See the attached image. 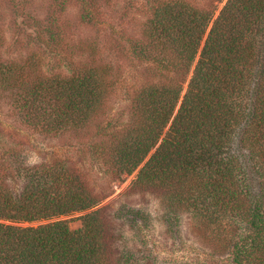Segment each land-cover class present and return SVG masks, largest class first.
I'll return each mask as SVG.
<instances>
[{"label": "trees", "instance_id": "16d2710c", "mask_svg": "<svg viewBox=\"0 0 264 264\" xmlns=\"http://www.w3.org/2000/svg\"><path fill=\"white\" fill-rule=\"evenodd\" d=\"M110 1L52 0L51 7L75 2L92 25L98 4ZM11 2L17 16L31 8L30 0ZM218 2L215 12L180 0L152 4L139 35L127 40L134 59L165 63L177 76L136 91L109 163L119 176H135L140 190L157 192L159 218L180 240L171 254L149 235L151 213L127 206L117 217L132 244L113 250L100 202L75 171L21 164L18 189L0 177V264H264V0ZM32 21L40 30L30 41L49 48L60 40L56 21ZM37 61L19 69L0 61V89L12 93L20 118L44 133L87 127L108 90L98 69L70 64L69 76H47ZM27 68L36 78L16 88ZM187 217L203 243L184 241Z\"/></svg>", "mask_w": 264, "mask_h": 264}, {"label": "rangeland", "instance_id": "374dc122", "mask_svg": "<svg viewBox=\"0 0 264 264\" xmlns=\"http://www.w3.org/2000/svg\"><path fill=\"white\" fill-rule=\"evenodd\" d=\"M11 1L0 0L1 63L19 69L30 66V58L35 57L39 61L38 68H33L47 76L57 73L69 76L70 64L75 68L93 67L101 73L108 90L103 109L87 127L78 132L60 134L34 130L11 105L12 93L0 89V177L4 184L14 189L20 187L17 167L21 164L60 163L68 166L99 200L98 209L113 250H117L120 243L132 244L130 227L117 217L119 210L127 206L151 213L154 220L149 235L155 237L154 242H159L158 247L163 254H171L167 249L180 240L174 241L171 235L168 236L164 222L159 218L163 207L157 192L140 190L134 185L135 176H119L109 161L111 143L118 133L125 130L132 117L131 105L136 91L147 84H161L177 76L174 70L165 69V63L137 61L128 52L127 46L128 38L139 35L150 17L149 7L173 0L101 2L96 22L92 25L81 21L82 11L75 2L65 7H51L52 0H30L31 8L17 16L20 9L15 8V3ZM180 1L208 12H215L221 7L218 0ZM53 10L56 15H50ZM33 17L40 19L44 25L53 19L59 25L57 30L63 32L59 34V41L50 44L53 54L49 53L50 47H40L29 40L30 33L35 35L40 30L33 27ZM23 22H26L25 26ZM17 38L21 40L19 45L15 43ZM31 71L30 68L24 70L16 88H20L23 81L26 85L33 82L36 77ZM71 227L78 229L80 222H72ZM183 232L185 242L192 245L203 243V237L189 217L183 221Z\"/></svg>", "mask_w": 264, "mask_h": 264}]
</instances>
